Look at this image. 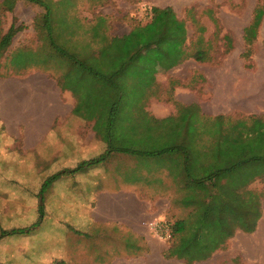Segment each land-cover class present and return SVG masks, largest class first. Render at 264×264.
I'll return each instance as SVG.
<instances>
[{
  "label": "crops",
  "instance_id": "0c3cea01",
  "mask_svg": "<svg viewBox=\"0 0 264 264\" xmlns=\"http://www.w3.org/2000/svg\"><path fill=\"white\" fill-rule=\"evenodd\" d=\"M64 1L57 0L56 12ZM106 1L73 0L72 12H67L66 16L71 28L76 25L69 29L74 37L69 36L79 43V48L87 47V64H92L89 66L108 80L91 77L73 63L72 68L83 70L95 84L82 88L73 83L72 68L71 72H60L57 76L41 70L1 76L0 130L7 142L3 152L23 153L25 159L31 161L34 174L51 177L61 173L57 181L65 182L64 191L59 195L62 204L71 202L72 207L89 209L86 215L90 229L83 232L89 238L93 239L94 233H107L115 240L140 241L142 247L146 241L155 258L159 251L149 224L181 214L184 217L174 222L189 218L195 208L190 201L198 193L197 188L191 190L192 177H205L208 168L216 167L221 161L217 153L211 151L212 146L219 143L210 139L206 130L202 131L203 121L194 125V131H188L191 113L199 109L200 115L205 116L237 112L264 114V55L260 53L264 52V40L263 51L253 46L257 54L247 62L243 58L244 30V50L237 52L234 46L229 48L228 44L234 39H230L222 23L213 24L212 31L202 24L204 32L200 36L207 43L216 41L222 55L201 62L191 58L188 52L195 30L178 18L171 5H157L153 9L157 11L153 20L134 25L127 34L114 36L111 21L102 13ZM21 2L17 0L13 9L16 14ZM77 3L81 5L78 7ZM30 9L35 17V9ZM30 19L33 22L34 18ZM32 28L37 32L35 25ZM97 29L99 38L95 33ZM85 32L88 40L80 41ZM107 43H111L109 49L101 52ZM136 70L139 72L136 79L139 76L144 84L137 91L142 98L128 105L126 86L118 82L117 76L130 71L134 75ZM122 79L129 85L131 76L125 75ZM124 104L127 105L124 107ZM115 105L116 113L111 120ZM166 145L179 147L182 152L145 157L115 150L159 152L167 148ZM192 147L197 149L199 160L194 176L192 172L188 175L185 172L189 159L187 150L191 151ZM110 149L113 150L105 161L82 172H68L84 161L104 156ZM126 155L155 159V168L150 171L137 168L133 172L121 165ZM128 176L135 178L129 180ZM231 181L233 184V177ZM259 183L264 184V178L255 176L246 189L256 193L255 186ZM116 184L119 188H113ZM212 192L216 195L219 191ZM199 194L204 200L207 189L200 190ZM47 195L49 193L45 197ZM86 195L88 199L82 201ZM262 197L261 216L254 230L235 229L237 235L254 236L250 239L253 245L238 248V253L250 264H264ZM40 199L44 207L50 206L51 197L45 201L41 195ZM81 254L71 258L78 261ZM132 261L135 259H123L122 264H133Z\"/></svg>",
  "mask_w": 264,
  "mask_h": 264
},
{
  "label": "rangeland",
  "instance_id": "374dc122",
  "mask_svg": "<svg viewBox=\"0 0 264 264\" xmlns=\"http://www.w3.org/2000/svg\"><path fill=\"white\" fill-rule=\"evenodd\" d=\"M4 1L0 0L2 36L9 31L13 24L16 27H22V29L16 34L11 47L1 59V76H10L30 70L48 71L57 76L60 72L64 74L74 69L73 77L75 78L73 83L79 84V87L82 88L95 84L94 80L83 70L76 66L72 68V62L58 54L48 40L44 41L43 36L39 35L38 32H33L32 26L36 25V19L45 13L43 8L25 0H20L23 4L18 5L16 14L14 11L6 10ZM52 1L55 23L53 28L55 33H58L59 29H63L64 19L67 17L66 13L71 14L72 12L70 8L73 0H65L62 4H59L61 8L58 12H56L57 0ZM77 4L78 7L81 5V3ZM168 4L172 6L180 20L190 25L199 22L206 25L210 31L213 30L214 19L219 18V23L223 24L225 32H228L230 39H234L233 42L228 44L229 48L234 46L235 51L242 52L244 50L243 30L251 22L255 8L258 5L264 6V0H107L102 13L108 17V21H111L113 35L118 36L127 34L134 25L150 22L153 9L157 5L163 7ZM16 5L17 2L14 8ZM30 7L35 9V17ZM205 12H208L209 15H206ZM31 17L34 18L33 22H31ZM261 28L262 34L259 35L254 46L257 45V49L263 51L264 21ZM79 39L80 41L88 40L86 32ZM54 42L71 53H78L79 43L76 40L74 41L72 37L66 39L61 35L55 37ZM255 53L257 54L254 50L253 54ZM260 53L264 55V52ZM89 65L92 66V64ZM137 70L134 75L130 73L131 70L130 72H124L122 76H117L118 82L120 81L126 86V92L129 94L128 105L142 98L139 94L140 91H137L141 90L144 84L139 80V76L136 79V74L139 73ZM82 75H84V78ZM125 75L131 76L129 85H127L126 79H122ZM119 99L120 96L117 100ZM83 104L85 103L83 102ZM126 105L124 104V107ZM200 113L199 109L191 113L188 131H194V125L197 126L196 124L200 120L203 121L205 128L202 131L206 130L208 137L219 143L218 145L214 144L211 150L221 158V161H218V167L228 166L229 162L226 160L230 156L235 168H237L234 173L241 175L239 177L241 184L245 183L251 175L264 169V114L246 115L237 112L231 115L209 114L205 116L200 115ZM2 132L3 130H0V264H52L56 260H60L57 262L58 264H113L116 259L118 261L115 264L124 263L123 259H135V261H132L133 264H186L184 260L168 259L164 256L170 240L163 241L154 236V243L159 251L154 258L146 241L142 243L143 250L141 253L137 256H129L126 255L124 249L128 246L133 248L130 249L131 251H135L134 249L137 248L134 242L120 239L111 240L107 233H98V235L94 233L91 235H94V238H89L85 234L90 229L89 217L86 215V211L89 209L72 207L71 202L66 203L68 205L62 204L59 195L64 191L65 182H61V180L53 183L44 193L45 201L48 197H51L52 201L49 207L44 208V217L41 223L34 226L41 218L39 208L42 202L41 195L38 194L46 180H48V176L34 174L35 172L30 165L31 161L25 159L23 153L15 150L4 153L3 148H6L7 142ZM165 147L175 149L170 153L180 154L182 152V149L176 146L166 145ZM193 147L191 151L189 148L187 150L189 160L185 172L187 175L192 172L194 176L199 160L197 149L194 150ZM213 154L215 155V153ZM126 156L128 158L122 157L121 165L133 169V172L137 168H144L148 171L155 168V159L148 160L147 158ZM124 158L127 160H124ZM133 178L135 177L133 176ZM133 178L128 176L129 180ZM112 186L113 188H119L120 185ZM195 188L196 186L193 183L191 190ZM255 190L256 193H264V184H257ZM48 193L49 195L45 197ZM85 198L82 201L86 202L87 195ZM194 201L195 199L190 203ZM262 201H264V196ZM182 217L184 216L181 214L166 221L170 224ZM24 228L30 230L26 229L28 232L22 234L2 236L4 231ZM74 228L79 229L81 232L78 234ZM252 237L254 236L237 235L235 232L233 237L227 241L225 247L217 250L208 260L193 264H250L238 253V248L249 243L253 245V240H250ZM80 254L78 261L71 258V256H79Z\"/></svg>",
  "mask_w": 264,
  "mask_h": 264
},
{
  "label": "trees",
  "instance_id": "16d2710c",
  "mask_svg": "<svg viewBox=\"0 0 264 264\" xmlns=\"http://www.w3.org/2000/svg\"><path fill=\"white\" fill-rule=\"evenodd\" d=\"M31 4L40 6L45 10V13L39 16L36 19V28L39 35L44 37V41H49V44L57 50L58 54L62 57L69 59L74 65L81 67L85 72H87L91 77L101 78L103 80H108L106 77L101 75L95 69L90 67L86 58L89 56L87 47L79 48L78 53H71L66 49L58 46L54 42L55 37L63 36L66 39L68 37H74V33L71 30V23L68 21V17L64 19L63 29H59L58 33H55L54 30V8L52 0H25ZM5 8L7 11H13L14 6L17 0H5ZM157 12L153 10L152 20L154 19V13ZM169 13L172 11L169 10ZM206 15H209L208 12H205ZM212 15V13H210ZM214 15V14H213ZM264 20V6L258 5L253 13V18L250 24L244 29V40L246 44L245 52L243 53V58L245 61L250 62V58L253 55V46L259 38V32L262 27ZM214 24H220L218 19H214ZM194 31L195 38L192 39L190 46L188 47L189 56L194 58L197 61H207L212 60V56L222 55L220 53V46L216 41L212 40L209 43L205 42L203 37L200 36L204 32L202 24L199 22L191 24ZM76 25H73V29ZM0 21V68H1V59L12 45L13 39L16 34L21 31L22 27H16L14 24L10 27L9 31L2 36ZM69 30V31H68ZM60 32V33H59ZM47 33V36H46ZM97 37H99L98 29L96 30ZM200 33V34H199ZM72 35V36H69ZM49 38V39H48ZM111 43L104 45L101 52H106ZM264 46V41H263ZM218 49V50H217ZM252 66L249 64V67ZM1 77V73H0ZM116 107L114 106L111 112V120L114 118L116 113ZM113 149H110L108 153L104 156L92 159L89 161H84L78 165L74 170L68 171L69 173H77L85 171L86 169L97 165L105 161ZM118 152H123L127 154H134L145 157H152L157 154L170 153L174 148L167 147L159 152H140L133 151L128 149H115ZM189 160V159H188ZM232 159L229 158L226 160L228 166L218 167L211 166L208 168L207 175L202 178H194L193 183L197 188V195L193 196V202L195 208L193 209L192 215L180 221L170 223L171 226V240L169 241V247L165 251L164 256L166 258H177L179 260H184L186 264H193L195 262H201L208 260L217 250L225 247L227 241L234 235L235 229L241 228L245 231L252 232L255 228L257 220L261 216V203L260 198L264 196V193L261 195L248 191L246 187L255 176L264 178V169L259 173L251 175L245 183H240L239 173H234L237 168ZM233 163V165H232ZM188 167V161H187ZM186 167V168H187ZM191 174V172L189 173ZM61 176L60 174L53 175L48 177V180L44 183L39 195H44V193L56 182ZM233 177V184L231 180ZM208 194H204L203 197L199 194L200 190H206ZM218 189V194H214L212 190ZM208 198V201H206ZM44 206L41 205L40 210V220L34 224L37 226L41 223L42 218L44 217ZM253 219V221H252ZM13 229L10 231H4L2 236L12 235V234H22L28 232L30 229ZM111 240L112 239L110 237ZM137 249L131 251L128 246L124 249L126 255L137 256L142 252L143 247L141 246L140 241H132ZM133 246V244H132Z\"/></svg>",
  "mask_w": 264,
  "mask_h": 264
},
{
  "label": "built area",
  "instance_id": "2783aa9c",
  "mask_svg": "<svg viewBox=\"0 0 264 264\" xmlns=\"http://www.w3.org/2000/svg\"><path fill=\"white\" fill-rule=\"evenodd\" d=\"M153 235L163 241L171 240V226L166 220H156L149 224Z\"/></svg>",
  "mask_w": 264,
  "mask_h": 264
}]
</instances>
